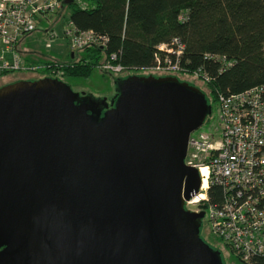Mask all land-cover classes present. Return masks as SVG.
<instances>
[{
    "label": "water",
    "instance_id": "95a60500",
    "mask_svg": "<svg viewBox=\"0 0 264 264\" xmlns=\"http://www.w3.org/2000/svg\"><path fill=\"white\" fill-rule=\"evenodd\" d=\"M113 84L109 103L56 77L0 86V264H225L185 205L208 98L173 75Z\"/></svg>",
    "mask_w": 264,
    "mask_h": 264
},
{
    "label": "built area",
    "instance_id": "2783aa9c",
    "mask_svg": "<svg viewBox=\"0 0 264 264\" xmlns=\"http://www.w3.org/2000/svg\"><path fill=\"white\" fill-rule=\"evenodd\" d=\"M61 4L62 0H0V75L39 72L40 76L63 78L61 67L77 59L81 49L105 46V36L78 30L65 20L60 25L72 54L69 60H32L20 54L21 40L37 30L43 20L57 15ZM54 25L51 23L48 30L52 35ZM173 45L176 49L164 44L158 48L178 58L182 45L177 39ZM116 58L115 53L109 54L100 68L123 71ZM150 69L185 72L170 56L158 59ZM194 73L199 75L198 71ZM185 163L196 167L200 178L198 191L185 201L186 207L203 211L207 231L219 237L241 262L253 264L254 258L264 256V84L218 96L217 123L209 130L197 129L189 134ZM202 166L207 168L204 176L199 173ZM202 177L207 182L203 189ZM210 185L222 189L220 205L208 204ZM192 205L196 208L191 209Z\"/></svg>",
    "mask_w": 264,
    "mask_h": 264
},
{
    "label": "trees",
    "instance_id": "16d2710c",
    "mask_svg": "<svg viewBox=\"0 0 264 264\" xmlns=\"http://www.w3.org/2000/svg\"><path fill=\"white\" fill-rule=\"evenodd\" d=\"M66 8V20L105 36L106 44L81 50L61 67L64 77H88L115 53L124 70L134 71L170 56L187 74L198 71L215 99L264 84V0H74L57 16ZM174 39L182 45L178 58L158 48L176 49ZM207 196L220 205L223 191L210 185ZM252 263L264 264V256Z\"/></svg>",
    "mask_w": 264,
    "mask_h": 264
},
{
    "label": "rangeland",
    "instance_id": "374dc122",
    "mask_svg": "<svg viewBox=\"0 0 264 264\" xmlns=\"http://www.w3.org/2000/svg\"><path fill=\"white\" fill-rule=\"evenodd\" d=\"M81 1V0H80ZM83 2V1H82ZM61 12V9H60ZM58 12L57 15L60 14ZM68 9L63 10V17L58 18L59 16L54 15L52 18H47V20H43L40 25H37V30L33 31L32 33L26 35L20 42L19 50L20 54L24 56L25 53H29L30 58H34L35 60H44L43 56L49 55L52 58H46L45 60H52V59H62L67 56L68 53V41L63 37L61 34L62 26L68 16ZM55 24L53 26V31L55 35H52V31H48L50 24ZM49 25V26H48ZM48 26V28H47ZM45 29V30H44ZM47 31V32H46ZM50 32V33H49ZM82 50V49H81ZM80 50V51H81ZM72 55V54H71ZM76 55V54H75ZM81 56V52L77 54L78 57ZM26 56V55H25ZM27 57V56H26ZM72 57V56H70ZM106 57V56H105ZM109 55L107 56V58ZM104 59V56H103ZM103 61V60H102ZM101 61V62H102ZM100 63L92 70L88 77H63L60 78L61 80L68 83L74 91L90 93L94 96H105L108 99L114 93V78L115 77H124L129 74H153L156 76L160 75H173L179 78L180 80H185L190 84L197 86L201 91L204 92L205 96L208 100H212L213 104L211 106V114L206 117L203 124L198 129H207L215 127L217 123V99L211 94L210 86L206 84V80L202 78V75L194 74H187L184 71H174V72H163L162 70H152V69H144V70H119L111 71L107 69L100 68ZM161 71V72H160ZM38 73L39 72H35ZM31 73V72H12V73H5L0 75V85L9 83L19 79H37L45 76H40ZM215 99V100H214ZM216 104H215V103ZM197 131V129H196ZM195 133V132H194ZM186 159V156H185ZM196 208V205H192L191 209ZM206 218H202V227H203V239L211 244L213 247L220 250L222 254V258L225 264H245L241 262L237 254L231 252L226 244L216 235L210 234L207 231L206 227Z\"/></svg>",
    "mask_w": 264,
    "mask_h": 264
},
{
    "label": "bare ground",
    "instance_id": "6f19581e",
    "mask_svg": "<svg viewBox=\"0 0 264 264\" xmlns=\"http://www.w3.org/2000/svg\"><path fill=\"white\" fill-rule=\"evenodd\" d=\"M206 172H207V168L205 166H202L200 169H199V173L202 174V176L206 175ZM206 179L202 177L201 179V189L205 188L206 187Z\"/></svg>",
    "mask_w": 264,
    "mask_h": 264
},
{
    "label": "crops",
    "instance_id": "0c3cea01",
    "mask_svg": "<svg viewBox=\"0 0 264 264\" xmlns=\"http://www.w3.org/2000/svg\"><path fill=\"white\" fill-rule=\"evenodd\" d=\"M25 55L27 56V58L32 59V60H35L34 58H30V57H29V53H25L24 56H25ZM26 56H25V57H26ZM70 56H71V53H70L69 50H68L67 56L64 57V58H62V59H58V60H69V59H70ZM43 58L46 59V58H52V57H50L49 55H47V56L45 55V56H43ZM54 59H55V58H54ZM56 60H57V59H56Z\"/></svg>",
    "mask_w": 264,
    "mask_h": 264
},
{
    "label": "flooded vegetation",
    "instance_id": "af4514ba",
    "mask_svg": "<svg viewBox=\"0 0 264 264\" xmlns=\"http://www.w3.org/2000/svg\"><path fill=\"white\" fill-rule=\"evenodd\" d=\"M5 84H6V83H5ZM2 85H3V84H2ZM0 86H1V85H0ZM114 93H115V92H114ZM114 93H113V95H114ZM113 95H112V96H113ZM112 96H111V97H112ZM111 97H110L109 99L106 97V98H107V101H108V103H109V100L111 99ZM202 231H203V227H201V230H200V235L202 236V238H204V237H203V234H202Z\"/></svg>",
    "mask_w": 264,
    "mask_h": 264
}]
</instances>
